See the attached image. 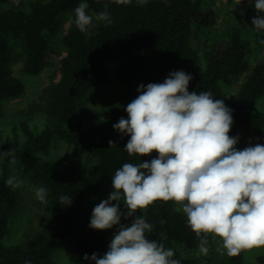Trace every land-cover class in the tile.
<instances>
[{"label":"trees","instance_id":"obj_1","mask_svg":"<svg viewBox=\"0 0 264 264\" xmlns=\"http://www.w3.org/2000/svg\"><path fill=\"white\" fill-rule=\"evenodd\" d=\"M82 2L88 3L86 12L93 17L94 25L85 32L75 25L74 9ZM206 2L131 0L123 5L113 0H30L27 9L0 7V117L3 102L21 97L26 90L24 82L10 68V41H21L25 55L23 71L38 75L47 61L50 36L59 32L63 15H69L71 22L62 38L66 53L61 59L60 77L51 86L45 103V125L36 130L21 121L11 136L3 140L0 136V264H54L53 254L65 239L72 241L79 254L74 264H95L91 259L85 261L84 254L102 257L108 250L102 234L89 227L90 220L80 215L79 207L87 187L113 191L112 175L116 169L124 163L149 160L145 156H129L124 147L130 137L113 128L121 117L128 118L125 108L136 97L116 105L102 121L93 122L88 128L79 121L71 129L67 124L77 113L87 85L105 82L104 63L114 53L126 59L119 74L139 76L145 85L162 83L169 73L183 70L192 76L189 92H211L214 99L223 100L232 109L229 135L239 125L246 126L253 136L264 135V110L255 109L264 95V30H251L244 23H235L225 34L211 33L217 15ZM106 4L111 24L96 19ZM234 7L239 13L248 14L255 9L254 0H238ZM245 72L236 95L227 96L224 86L233 85ZM60 140L70 149V163L79 162L81 150L94 159L85 175L47 158ZM109 141L113 144L109 145ZM12 160L31 183L47 189L52 221L27 243L16 246L2 242L18 206L16 190L6 183L11 178ZM65 195L71 197L70 205L60 204V197ZM144 217L153 225V231L146 233L148 239L173 249L180 264H197L174 249L177 244L192 249L203 238L190 229L186 215L175 202L157 200L145 208ZM242 256L243 251L228 256L226 264H241ZM257 262L264 264V255H259Z\"/></svg>","mask_w":264,"mask_h":264},{"label":"clouds","instance_id":"obj_2","mask_svg":"<svg viewBox=\"0 0 264 264\" xmlns=\"http://www.w3.org/2000/svg\"><path fill=\"white\" fill-rule=\"evenodd\" d=\"M127 5L131 0H113ZM147 0H141L146 3ZM89 5L75 9V25L85 32L93 25L86 12ZM256 30H264V0H254ZM96 19L111 24L105 10ZM192 76L183 70L169 73L162 83L140 84V93L127 104L128 118L121 117L113 128L128 139L124 149L129 156L158 154L140 163H124L112 175L113 191L97 204L89 227L97 230L118 225L108 250L102 257L84 254L95 264H180L174 250L147 238L153 225L136 215L156 202L173 201L181 205L187 224L202 237L199 251L207 254V235L219 237L217 252L236 256L243 250L264 246V145L238 150L239 136H230L232 109L211 92H189ZM109 141V145H112ZM11 155V150H9ZM6 183L19 187L15 177ZM36 198L47 204V189H35ZM115 201L116 203H112ZM123 201L126 212L120 210ZM69 196L60 204L70 205ZM134 217L130 226L121 217ZM164 221H161L163 223ZM25 264H31L25 261Z\"/></svg>","mask_w":264,"mask_h":264},{"label":"rangeland","instance_id":"obj_3","mask_svg":"<svg viewBox=\"0 0 264 264\" xmlns=\"http://www.w3.org/2000/svg\"><path fill=\"white\" fill-rule=\"evenodd\" d=\"M149 1V0H147ZM207 5H212L216 11L217 21L211 29V33H227L235 23H244L251 30H256L252 25V18L257 15L254 9L248 14H242L235 10L234 5L238 0H205ZM30 0H8L0 2L2 8H22L27 9ZM264 16V13H260ZM71 25L70 16L65 14L62 17V26L59 32L50 36V48L47 55V61L42 72L38 75H29L23 71L24 51L21 41L13 39L10 41L12 61L10 68L12 74L20 78L26 90L24 94L16 99L6 100L3 102L2 114L0 117V136L2 140L6 136H11L13 128L19 126L21 121L27 122L32 129H41L46 121L47 116L44 112L45 103L52 85L60 77L61 59L66 53V47L62 38L64 33ZM204 42V39H201ZM126 63V59L118 53L112 54L104 63L107 71V77L102 85L88 84L80 97L78 111L73 120L67 124V128H73L75 122H81L83 127L88 128L91 123L102 121L105 115L116 105L121 104L129 98L137 97L140 93L137 88L144 84L139 76L123 77L119 74L120 68ZM247 73L242 74L239 79L230 86H224L223 90L229 97H234L239 85L244 81ZM145 85V84H144ZM256 110H264V95L255 105ZM230 136H239L235 147L242 150L249 145L257 143L264 145V135L253 136L248 128L239 125L230 134ZM20 138L23 135L20 133ZM69 147L60 140L51 150L47 158L53 159L59 165L67 170L75 171L81 176L85 175L87 170L94 164V159L88 156L85 150L80 151V160L77 164L69 161ZM158 154L154 151L151 155H146L149 160L155 158ZM1 170V157H0ZM10 177H15L16 181L21 182L19 187H14L18 197V206L16 211L10 217L9 230L2 242L8 246L24 245L36 233L43 231L52 221L49 213V205L40 202L35 196L37 185L31 183L27 177L23 176L16 166L15 161L10 163ZM112 190L107 188H86V194L82 199L79 207L80 215L89 219L91 218L93 208L102 200L108 198ZM112 203H116L112 201ZM178 209L181 205L176 204ZM120 210L126 212L123 201L120 202ZM182 212V210H180ZM183 213V212H182ZM136 215H145V209L138 210ZM127 220L121 217V224L130 226L132 219ZM119 226H113L111 229L99 230L109 246L114 234ZM207 254L199 251V244L192 248H185L183 245L174 246L176 252L186 258H192L197 264H226L228 255L216 251L220 243L219 237L207 235ZM264 255V246L243 250L241 264H258L257 257ZM79 254L72 241L65 239L62 245L55 250L53 254L54 264H74L78 260Z\"/></svg>","mask_w":264,"mask_h":264}]
</instances>
